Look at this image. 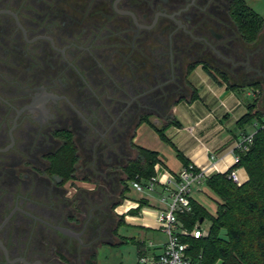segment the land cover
Here are the masks:
<instances>
[{
    "label": "flooded vegetation",
    "instance_id": "obj_1",
    "mask_svg": "<svg viewBox=\"0 0 264 264\" xmlns=\"http://www.w3.org/2000/svg\"><path fill=\"white\" fill-rule=\"evenodd\" d=\"M232 2L0 0V264H98L139 121H172L198 63L261 76ZM65 133L69 180L51 173Z\"/></svg>",
    "mask_w": 264,
    "mask_h": 264
},
{
    "label": "trees",
    "instance_id": "obj_2",
    "mask_svg": "<svg viewBox=\"0 0 264 264\" xmlns=\"http://www.w3.org/2000/svg\"><path fill=\"white\" fill-rule=\"evenodd\" d=\"M229 16L246 45L251 46L259 41L264 32V18L253 11L246 0H233ZM199 65L200 63L196 64L194 68ZM203 69L217 83H226L230 90L238 88L226 74L211 71L206 66ZM246 86L264 91L262 81H253ZM191 89L192 95L189 100H195L196 91L192 87ZM256 107V105L249 106L248 113L237 124L238 129H245L255 123L258 127L264 125V112ZM144 124L152 128L162 142L175 150L177 159L185 167L190 164L184 154L166 136V130L170 126L181 127L175 117L172 121H166L161 128L156 127L148 119L139 121L138 126ZM60 136L64 144L51 158V173L56 177L69 180L79 161L78 150L72 134L65 133ZM132 147L136 155L124 168L125 181H143L155 176V166L162 162L159 153L134 143ZM239 155L240 162L233 169L244 168L249 177L247 182L241 186L234 183L230 178V172L233 169L224 174H215L206 181V186L219 199L216 202V214L210 215L205 208L192 200V213L178 216L189 230L198 223H204L205 219L210 220L211 226L207 236L198 240H184L189 243L190 254L194 259L202 256V264H264V129L256 130L250 151L245 154L239 153ZM128 191L129 186L124 184L121 199ZM120 203L121 201L115 205L118 206ZM141 203L144 204V202ZM134 213L137 214V212ZM122 224L124 221L120 219L114 230V236L118 242L110 245H123L130 242L118 235V228ZM222 231H225V237L221 236ZM133 243L137 245L138 250L143 249L142 244L134 240Z\"/></svg>",
    "mask_w": 264,
    "mask_h": 264
},
{
    "label": "crops",
    "instance_id": "obj_3",
    "mask_svg": "<svg viewBox=\"0 0 264 264\" xmlns=\"http://www.w3.org/2000/svg\"><path fill=\"white\" fill-rule=\"evenodd\" d=\"M189 81L196 91L197 98L195 100L184 99L177 105L174 109V117L181 124V127L170 126L166 130V136L196 168L210 170L211 176L224 174L235 166V144L241 135L255 131L256 123L245 127V129H238L237 124L248 113L249 104H251L248 102L256 98L253 97L252 90L246 86L247 84L237 85L236 90H230L226 83L220 84L214 81L201 65L194 69ZM144 125L137 129L134 144L152 150L148 146L136 143L141 137V130ZM148 128L156 134L152 128ZM158 139L160 140L159 137ZM152 151L158 152L162 161L158 163L159 167H156L155 171L159 177H163L165 171L177 174L185 167L178 160L179 169H171L168 162L166 163L162 159L159 151ZM237 172L243 183L248 181L249 177L244 168H237ZM204 186H206L205 182L194 187L193 201L197 202L194 195L202 194ZM129 191L126 193L123 202L117 207L116 214L123 219L125 224H131L144 230L140 234L141 238L134 241L142 244L144 248L160 252L165 243L156 246L154 241L148 238L149 233L145 231L158 230L163 233L156 227L157 211L165 207L161 202V188L157 187L156 191L153 192L154 201L143 196L137 200H131ZM218 200L216 197L215 202ZM154 221L156 226H154ZM138 255L139 250L137 249V258Z\"/></svg>",
    "mask_w": 264,
    "mask_h": 264
},
{
    "label": "built area",
    "instance_id": "obj_4",
    "mask_svg": "<svg viewBox=\"0 0 264 264\" xmlns=\"http://www.w3.org/2000/svg\"><path fill=\"white\" fill-rule=\"evenodd\" d=\"M258 128L264 129L263 126H256L255 131L241 135L235 144L234 163L240 162L239 153H248L253 145V138ZM159 167L157 164L155 166ZM163 177L155 172V176L146 181H132L130 186L139 193L156 191L157 187L162 190L161 202L165 207L157 213V228L162 230L167 241L160 252L153 251L149 248L139 250L138 258L135 264H202V256L194 259L190 254V245L185 239H201L205 234L198 223L192 230L187 229L179 220V215L190 214L192 208V192L196 185L206 183L211 177L210 170L198 169L192 163L184 167L179 173L172 174L164 172ZM230 178L238 186L243 182L238 176L237 169L230 172ZM151 247V245H150Z\"/></svg>",
    "mask_w": 264,
    "mask_h": 264
},
{
    "label": "rangeland",
    "instance_id": "obj_5",
    "mask_svg": "<svg viewBox=\"0 0 264 264\" xmlns=\"http://www.w3.org/2000/svg\"><path fill=\"white\" fill-rule=\"evenodd\" d=\"M248 6L255 11L258 15H260L261 17L264 18V0H246ZM248 50H257L258 54L257 57H252V61H256L258 59V57L261 58L262 60V67L260 69L261 72V76L256 77V76H248V78L246 79V82H241V84H250L253 81H262L264 83V32L261 36V38L259 39V41L251 46H247ZM233 84V80H230ZM191 90V89H190ZM250 90H252V95L254 98H256L255 100H252L251 103L249 104V106L251 105H256L258 109H260L261 111L264 112V91H260V90H254L252 88H250ZM138 121H135V124ZM151 122L158 128H161L162 126L165 125V121H157L154 117H151ZM149 126L144 125V127L141 130V137L138 139L139 144H142V146H148L149 148H151L152 150H157L161 153L162 159L167 163L168 165L171 167V169H179V162L176 156V152L175 150L168 144L166 143H162L156 134H154V132L148 130ZM132 157H135L136 153L135 151H133V154H131ZM146 181V180H143ZM80 186L85 187V188H93V185H87V184H80ZM130 187V186H129ZM71 196L74 195V189L72 187H69ZM204 192L200 195H194L195 199L197 200L196 203H198L199 205H201L203 208H205V210L210 214V215H215L216 214V195L207 187L204 186L203 188ZM129 198L131 200H137L139 199V197H148L149 199L153 200V198H155L153 196L154 193H151L149 191H145L143 193H139L137 191H135L134 189H132L130 187V191H129ZM126 195V194H125ZM125 195L124 198L121 199V196L119 198H117V202L121 203L123 202V200L125 199ZM120 203V204H121ZM119 204V205H120ZM118 205V206H119ZM115 205V210H114V214H115V218H114V222L115 221H119L121 218H119V216L116 214V209L117 207ZM5 210L7 211V209L5 208ZM158 213V211H157ZM116 224V222L114 223ZM154 226L155 225V221H154ZM211 226V222L209 219H205L204 223L201 226L202 231L205 234H208L209 229ZM157 227V226H156ZM144 230H141L138 227H135L131 224H122L119 228H118V235L126 238L127 240H129L130 242L123 244V245H110L111 243H116L118 242V240L116 239V237L114 236L113 238H111L110 236H106L104 235L105 233L102 234V238L101 240L104 242H111L109 244H103L97 251V263L98 264H135L136 260H137V245L135 243H133V240L135 239H140V234L143 232ZM148 234V238H150L152 241H154L156 246H159L158 244L160 243H166L167 238L165 236V234H163L162 232L158 231V230H153V231H145ZM225 231L221 232V236L225 237ZM109 240V241H108Z\"/></svg>",
    "mask_w": 264,
    "mask_h": 264
},
{
    "label": "water",
    "instance_id": "obj_6",
    "mask_svg": "<svg viewBox=\"0 0 264 264\" xmlns=\"http://www.w3.org/2000/svg\"><path fill=\"white\" fill-rule=\"evenodd\" d=\"M59 230L62 231L63 233H67V231L64 229H59Z\"/></svg>",
    "mask_w": 264,
    "mask_h": 264
}]
</instances>
